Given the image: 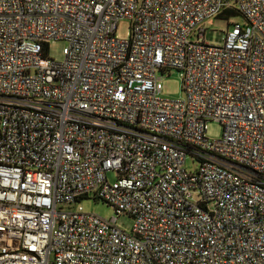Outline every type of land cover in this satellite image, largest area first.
<instances>
[{"label": "built area", "instance_id": "obj_1", "mask_svg": "<svg viewBox=\"0 0 264 264\" xmlns=\"http://www.w3.org/2000/svg\"><path fill=\"white\" fill-rule=\"evenodd\" d=\"M233 4L0 0V264H264V0Z\"/></svg>", "mask_w": 264, "mask_h": 264}, {"label": "rangeland", "instance_id": "obj_2", "mask_svg": "<svg viewBox=\"0 0 264 264\" xmlns=\"http://www.w3.org/2000/svg\"><path fill=\"white\" fill-rule=\"evenodd\" d=\"M234 0H231V4L235 6ZM236 20H241L240 16L235 17ZM205 29L204 40L208 44L222 45L225 38V33L229 28L227 19L213 18L206 20L203 24ZM131 30V24L128 20L123 19L118 23L116 36L120 39H127ZM66 46V42L58 40L50 43L48 49V57L55 61H62L64 58L63 49ZM162 97L170 100H181L185 97V93L182 89L181 77L177 72H173L170 76H165L162 79ZM207 136L210 139H219L222 136V127L216 122H210L208 124ZM198 165L197 161L187 160L186 168L190 171L195 170ZM109 179L111 181L116 179V173H109ZM81 206L86 212L93 213L99 217L109 220L115 216V210L101 200H95L93 194H90V198L83 199L80 202ZM134 220L131 216L123 214L117 218L116 225L127 233H131Z\"/></svg>", "mask_w": 264, "mask_h": 264}, {"label": "trees", "instance_id": "obj_3", "mask_svg": "<svg viewBox=\"0 0 264 264\" xmlns=\"http://www.w3.org/2000/svg\"><path fill=\"white\" fill-rule=\"evenodd\" d=\"M228 14H230V15H235L233 12H228Z\"/></svg>", "mask_w": 264, "mask_h": 264}]
</instances>
